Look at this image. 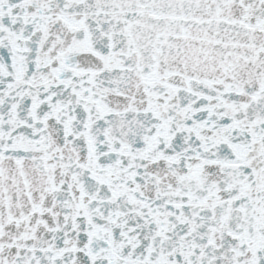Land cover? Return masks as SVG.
I'll return each instance as SVG.
<instances>
[{"label": "snow or ice", "instance_id": "6c2138e0", "mask_svg": "<svg viewBox=\"0 0 264 264\" xmlns=\"http://www.w3.org/2000/svg\"><path fill=\"white\" fill-rule=\"evenodd\" d=\"M0 264H264V0H0Z\"/></svg>", "mask_w": 264, "mask_h": 264}]
</instances>
